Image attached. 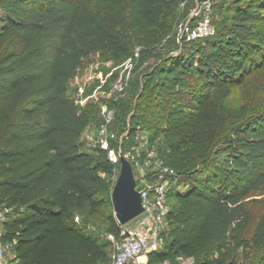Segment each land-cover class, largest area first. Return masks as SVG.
Here are the masks:
<instances>
[{"label":"trees","instance_id":"obj_1","mask_svg":"<svg viewBox=\"0 0 264 264\" xmlns=\"http://www.w3.org/2000/svg\"><path fill=\"white\" fill-rule=\"evenodd\" d=\"M179 2L0 0V212L21 211L1 224L14 264L110 261L120 224L104 234L88 219L112 202L120 165L82 140L97 112L70 83L97 52L155 56ZM223 3L234 13L215 34L185 37L113 103L125 147L141 128L180 177L151 264H264V0H218L214 16Z\"/></svg>","mask_w":264,"mask_h":264},{"label":"built area","instance_id":"obj_2","mask_svg":"<svg viewBox=\"0 0 264 264\" xmlns=\"http://www.w3.org/2000/svg\"><path fill=\"white\" fill-rule=\"evenodd\" d=\"M197 1L198 5L193 10L192 17L198 22L196 26L185 30L187 40L208 37L216 32L213 22L214 1L205 0L200 3L199 0ZM138 55L139 48H136L134 55L130 56L125 63L127 69L133 66V61ZM113 74L114 72L108 74L105 82L95 89L94 95L82 98L80 105L84 106L91 97H97L101 89H103L102 95L108 98L125 93L129 86L131 72H128L124 79L116 82L110 80ZM92 79L93 76H89L86 84ZM114 123L115 111L109 105L102 104V121L99 130L88 136L86 144L90 149L101 148L108 151L111 161L118 164L120 158L116 152L117 135L112 129ZM143 132L141 128H138L134 145L123 153L133 164L137 188L142 192L145 211L134 219L133 226L120 225V235L108 234V239L112 242L113 254L111 260L105 264H149L148 261H141V257L152 251L161 250L166 243L167 216L171 208L169 192L173 186L179 185L180 177L174 168L164 163L157 148L151 144L148 135H143ZM128 136L129 131L125 133V137L128 138ZM6 219V213L0 212V223L2 224ZM4 234V229L0 227V264H8L6 257L12 247L11 243L4 241ZM176 260V264H196L194 257L180 255ZM158 264L175 263L167 259Z\"/></svg>","mask_w":264,"mask_h":264},{"label":"rangeland","instance_id":"obj_3","mask_svg":"<svg viewBox=\"0 0 264 264\" xmlns=\"http://www.w3.org/2000/svg\"><path fill=\"white\" fill-rule=\"evenodd\" d=\"M204 1L205 0H199V3L204 2ZM213 1H214V6H215L218 0H213ZM197 5H198L197 0H180L179 7H178L179 17L174 23L173 32L169 34L167 37H165L162 40L161 44L157 46L158 48L157 53L153 57H148V58L143 57L141 47H137L139 48V55L134 59L133 66L130 69H127L125 65L128 58L122 59L120 61H114L110 57L109 54L104 53V52H97L84 59L83 64L81 65V68L78 70V72L72 79L70 83V89H69L70 96L73 99H75V101L78 103L81 101L82 98H85L89 95H94L95 89L99 85L105 82L108 74L111 72H114V74L112 75L110 79L111 82H116L120 79H124L128 75V72H131V77L129 81V86L125 93L119 94V95L116 94L108 98L107 96L102 95L103 89H101L97 97L96 96L91 97L84 104L83 107H86L88 105H94V108L96 109L97 113H95V115L92 118L91 123L84 131L82 135L83 141L86 142L88 140V136L91 133L97 132L99 130V125L102 121V104L109 105V107L115 111V121H116L117 109L113 105V103L126 96L128 89L130 87V83L132 81L137 82L139 78H142L143 75L148 74L149 72L154 70L155 66L158 63H160V61H162L161 59L162 57L178 56L181 54L182 43L186 36V34H184L185 30L188 27L191 28L198 22L196 21L197 19L192 17V12L195 9V7H197ZM223 5L224 7H222L223 9L222 15H220L219 13H216V15L214 16L213 22H214L215 29L217 28L218 22L220 20L225 19V18H230L234 13L233 6L227 7L228 4L225 5L224 3ZM135 52H136V49L134 53ZM89 76H93V79L86 84V81ZM106 87H104V89H106ZM82 88H83V91H82ZM184 90L189 91V89H184ZM141 94H142V89H141V93H138L137 97L139 98ZM115 127H116V123L113 124L112 129L117 135L115 144L117 146L116 152L119 154L121 149L123 151L127 150V148L125 147V142H126L125 133L127 131L121 132L120 129L115 128ZM143 135H147V132H143ZM160 140H159L160 146L164 147L163 139L161 138ZM158 154H160L159 151H158ZM118 164L120 165V162ZM119 171L120 169L118 170V173H116V175L113 178V185L115 184L119 176ZM136 175L138 176L137 168H136ZM86 211H83V214H87ZM1 212L6 213L7 216L10 217L12 215L20 213L21 211L20 210H2ZM112 219L113 220L116 219V216H115L112 202H110V204L104 209V211H102L95 217L89 218L88 221H89V224L95 227L98 232L101 231L105 234L111 224ZM134 222L135 221L133 220L129 222L128 224H126V226L131 227L133 226ZM111 253L113 254V248H112ZM12 255H13V250L10 249L7 253L6 260L8 261L12 257Z\"/></svg>","mask_w":264,"mask_h":264},{"label":"water","instance_id":"obj_4","mask_svg":"<svg viewBox=\"0 0 264 264\" xmlns=\"http://www.w3.org/2000/svg\"><path fill=\"white\" fill-rule=\"evenodd\" d=\"M120 172L112 189V202L116 219L126 225L145 211L142 192L137 188L135 171L131 161L119 152Z\"/></svg>","mask_w":264,"mask_h":264},{"label":"crops","instance_id":"obj_5","mask_svg":"<svg viewBox=\"0 0 264 264\" xmlns=\"http://www.w3.org/2000/svg\"><path fill=\"white\" fill-rule=\"evenodd\" d=\"M0 227H2L1 223H0ZM12 258H13V255H12V257L7 261L8 264H14V263L12 262ZM111 258H112V253H111ZM110 260H111V259H110ZM141 260H142V261H148V262H149V254H148V255H144V256H142V257H141ZM149 264H151V263H149Z\"/></svg>","mask_w":264,"mask_h":264}]
</instances>
